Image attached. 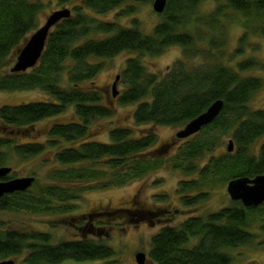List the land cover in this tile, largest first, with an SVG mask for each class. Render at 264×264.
<instances>
[{
    "label": "trees",
    "instance_id": "1",
    "mask_svg": "<svg viewBox=\"0 0 264 264\" xmlns=\"http://www.w3.org/2000/svg\"><path fill=\"white\" fill-rule=\"evenodd\" d=\"M73 1L70 15L50 28L36 64L12 72L16 52L40 25L45 3L0 0V91L38 90L47 96V100L0 106V166H7L13 157L27 159L45 152H51L55 166L45 174L44 182L35 178L27 189L0 196V212L71 214L75 206L68 202L76 201L82 190L124 185L162 165L188 177L176 185L184 205L203 201L219 183L264 174V108L249 104L263 86L262 79L249 71L262 69L264 64L244 56L250 34L264 38V0H222L205 14L198 10L203 0H166L161 12L153 10L159 21L149 33L140 30L137 20L124 26L115 16L131 10L127 2L152 0L56 3L64 6ZM113 9L119 11L112 19L101 17ZM232 12L241 18L242 31L225 58L226 18ZM170 46L180 50L179 58L161 76L148 72L140 57L159 55ZM121 52L134 55L124 60L116 74L121 89L115 96L112 91L106 96L120 105H133L135 124L181 127L215 100L222 101L221 109L213 120L184 138L171 155L160 156V148H153V131L134 135L130 127H112L107 141L91 140L95 130L89 129L90 122L111 116L112 109L102 102L98 88L83 85L103 69L104 60ZM195 57L201 58L198 64L192 62ZM236 57L233 63L226 61ZM68 108L72 119L51 123L43 142L13 139L16 134L34 138L39 135L35 129L38 121L59 116ZM225 136L232 140L233 150L217 153ZM10 177L8 173L2 179ZM78 184L76 190L73 186ZM104 212L123 214L125 222H137L144 216L132 207ZM4 224L0 219V261L22 254L21 264H57L108 260L115 255L106 243L89 237L53 242L49 232L3 228ZM103 224L99 222L98 231ZM255 224L264 232V202L247 207L230 199L217 211L158 228L150 238L147 256L152 264H232L230 251L252 243ZM89 225L87 222L80 229L88 230Z\"/></svg>",
    "mask_w": 264,
    "mask_h": 264
},
{
    "label": "rangeland",
    "instance_id": "2",
    "mask_svg": "<svg viewBox=\"0 0 264 264\" xmlns=\"http://www.w3.org/2000/svg\"><path fill=\"white\" fill-rule=\"evenodd\" d=\"M41 1L45 3V8L40 14L41 20H39V24L44 21V18L51 11L63 7L71 9L76 2L73 1L67 5L59 6L56 3L57 0ZM221 3L222 0H203L198 10L205 14L211 12ZM127 5L131 9L128 13L115 16L117 17L116 21L120 24L127 26L135 19L138 21L140 30L144 33H149L156 22L159 21V16L153 11L151 2H127ZM117 9L101 15V17L112 19L115 13L119 11ZM228 16L229 18H226L225 31V58L229 51L236 45L237 37L242 31L239 24L241 20L239 15L232 12ZM132 55L134 54L121 52L110 59L104 60L105 66L103 69L91 82L84 83L83 87L95 86L98 88L104 97V101L102 100V102H108L112 109L111 116L99 117L90 122L89 129L95 130L90 138L93 141L105 142L108 140L107 131L112 127H130L134 135H139L146 131H153L156 134V142L153 148L161 147L160 152H158L160 156L171 155L179 143L188 137L180 138L175 136V133L184 125L177 127L135 124L131 118L133 105H120L114 99H110L108 95L106 96V94L111 93L114 76L122 70L124 60ZM179 56L180 50L175 46H170L159 55H143L140 57V60L148 72L161 76ZM244 56H251L263 65L264 38L255 33L250 34ZM235 59L237 57L229 58L226 61L233 63ZM200 60L201 58L195 57L192 59V62L193 64H198ZM249 72L252 75L260 77L263 81V86L253 95L249 104L252 108H264V68L252 69ZM120 89L121 85L115 84V90ZM37 100H47L46 94L38 90L0 91V106L3 104H19ZM71 119V109L68 108L59 116L38 121L35 124V129L39 131V135L33 136L34 138H26V135L16 134L13 139L16 142H43L45 140L44 133L51 123ZM222 140L223 143L216 150L217 153L226 149L229 138L225 136ZM50 156L51 152H45L27 159L13 157L5 167L10 168L9 173L11 177L30 176L34 178V181L35 178L40 179V183H42L45 181V174L55 168L53 166L54 162L50 160ZM183 178L188 177L178 171L170 169L168 166L162 165L158 169L149 172L140 180H133L124 185L86 188L82 190L76 201L68 202L75 206L71 210L73 211L71 214L67 213L68 215L66 214L64 216H59L55 213L32 215L23 212L14 213L3 211L0 212V219L5 222L3 228L9 227L20 230L40 229L41 231L49 232L53 242L71 238L89 237L95 241H103L115 252V255L108 260L98 259L80 262L65 260L57 264H137L134 258L137 252H143L146 263L152 264L147 256V252L150 238L158 228L166 223L171 225L179 224L188 217L204 216L230 203L225 189L226 183H219L210 188L207 198L198 204H182L180 194L176 192V185ZM73 187L76 189L79 187V184ZM119 207L140 209L144 212V216H141V219L137 222H125L122 219L124 217L123 214H119V216L104 214L107 208ZM96 211H100L104 215H97L94 213ZM88 212L94 214L88 217ZM87 222L90 224L88 230H81L80 228ZM99 222L105 223L103 224L102 231H98L101 228ZM256 224L251 229L254 235L252 243L239 246L230 251L234 257L232 264H264V232L257 229ZM22 256L21 254L20 256L9 258L13 259L15 264H21Z\"/></svg>",
    "mask_w": 264,
    "mask_h": 264
},
{
    "label": "water",
    "instance_id": "3",
    "mask_svg": "<svg viewBox=\"0 0 264 264\" xmlns=\"http://www.w3.org/2000/svg\"><path fill=\"white\" fill-rule=\"evenodd\" d=\"M166 0H152V9L156 12H161L165 6ZM70 10L68 8H60L51 11L44 21L29 34L24 40L23 44L16 52L15 60L10 68L12 72L24 71L34 66L40 57L44 47L45 39L49 33L50 28L61 18L68 17ZM118 80V75L115 76V81L111 85L112 95L115 96V84ZM222 107L221 100H215L207 109L187 122L176 133V137H186L197 132L203 125L209 123L217 115ZM166 146V145H165ZM164 146V148H166ZM161 149V147H160ZM160 149L157 152H160ZM226 150H233V142L231 139L227 141ZM10 171L9 167L0 166V196L14 191H23L31 186L34 181L33 177H10L2 179ZM2 179V180H1ZM226 192L232 200H239L244 206H256L264 202V174L256 175L251 179L248 178H234L226 183ZM137 264H148L145 261L144 253L137 252L134 255ZM0 264H13V260H1Z\"/></svg>",
    "mask_w": 264,
    "mask_h": 264
},
{
    "label": "flooded vegetation",
    "instance_id": "4",
    "mask_svg": "<svg viewBox=\"0 0 264 264\" xmlns=\"http://www.w3.org/2000/svg\"><path fill=\"white\" fill-rule=\"evenodd\" d=\"M148 220V219H147ZM149 221V220H148Z\"/></svg>",
    "mask_w": 264,
    "mask_h": 264
}]
</instances>
